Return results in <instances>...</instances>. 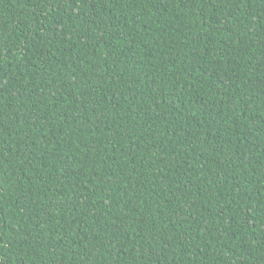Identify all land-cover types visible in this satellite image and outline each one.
<instances>
[{
    "label": "trees",
    "instance_id": "obj_1",
    "mask_svg": "<svg viewBox=\"0 0 264 264\" xmlns=\"http://www.w3.org/2000/svg\"><path fill=\"white\" fill-rule=\"evenodd\" d=\"M0 264H264V0H0Z\"/></svg>",
    "mask_w": 264,
    "mask_h": 264
}]
</instances>
